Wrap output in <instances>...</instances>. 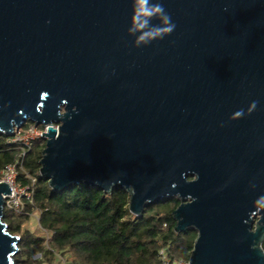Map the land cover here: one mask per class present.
<instances>
[{
  "label": "water",
  "instance_id": "95a60500",
  "mask_svg": "<svg viewBox=\"0 0 264 264\" xmlns=\"http://www.w3.org/2000/svg\"><path fill=\"white\" fill-rule=\"evenodd\" d=\"M136 3L0 0V133L48 125L55 192L122 189L135 216L177 197L189 264H264V0H149L163 13L133 20ZM8 194L0 264L19 250Z\"/></svg>",
  "mask_w": 264,
  "mask_h": 264
},
{
  "label": "trees",
  "instance_id": "16d2710c",
  "mask_svg": "<svg viewBox=\"0 0 264 264\" xmlns=\"http://www.w3.org/2000/svg\"><path fill=\"white\" fill-rule=\"evenodd\" d=\"M10 137L0 133V173L18 159L16 180L31 193L20 213L4 207L8 231L20 238L15 264H158L162 246L173 258H189L196 234L174 231L178 200L147 206L135 216L122 189L109 193L80 183L55 192L38 173L44 140L18 156ZM34 212L38 221L31 229Z\"/></svg>",
  "mask_w": 264,
  "mask_h": 264
},
{
  "label": "built area",
  "instance_id": "2783aa9c",
  "mask_svg": "<svg viewBox=\"0 0 264 264\" xmlns=\"http://www.w3.org/2000/svg\"><path fill=\"white\" fill-rule=\"evenodd\" d=\"M57 128V124L53 125ZM48 125H34L29 123L27 126L20 127L17 131L14 130L10 139L7 141L10 145H14L18 151V156H24L31 148L36 140L43 139L41 132L45 133ZM17 164L18 159L14 162L6 164L0 173V182H5L10 188V194L4 197V207L20 213L23 210L22 200L31 198V193L28 188L17 182ZM168 247L162 246L158 249V264H189L188 259L173 258Z\"/></svg>",
  "mask_w": 264,
  "mask_h": 264
},
{
  "label": "clouds",
  "instance_id": "9594fccd",
  "mask_svg": "<svg viewBox=\"0 0 264 264\" xmlns=\"http://www.w3.org/2000/svg\"><path fill=\"white\" fill-rule=\"evenodd\" d=\"M155 13H163V8L161 5L150 4L149 0H137V3L135 5V15L132 17V19L135 20L136 15L147 17V16H152ZM164 21H165V23L169 22V18L166 15L164 16ZM137 27H143V23L137 25ZM173 28H174V25L168 23V27L163 29V31L164 32H170V31H172ZM158 34H159L158 31H152V32L144 33L138 39L143 40L146 37L150 38V37H154ZM254 107H255V102H253L252 105H250L249 111H251L252 108H254ZM239 115H240L239 112L234 114L235 117H239Z\"/></svg>",
  "mask_w": 264,
  "mask_h": 264
},
{
  "label": "rangeland",
  "instance_id": "374dc122",
  "mask_svg": "<svg viewBox=\"0 0 264 264\" xmlns=\"http://www.w3.org/2000/svg\"><path fill=\"white\" fill-rule=\"evenodd\" d=\"M29 123H30V121H27L26 124H24V125L27 126ZM41 140H44V139H41ZM44 142H45V140H44ZM36 215H37V213L34 212V214H33V218H32V220H30V225H29V226L31 227V229L35 228V225H36V223H37V221H38ZM37 257H38V255H34V256H33V258H37Z\"/></svg>",
  "mask_w": 264,
  "mask_h": 264
},
{
  "label": "flooded vegetation",
  "instance_id": "af4514ba",
  "mask_svg": "<svg viewBox=\"0 0 264 264\" xmlns=\"http://www.w3.org/2000/svg\"><path fill=\"white\" fill-rule=\"evenodd\" d=\"M189 179H191V177H189ZM178 200V198L177 197H172V198H170L169 200ZM178 202H179V200H178ZM259 218V215H258V213H256L255 215H254V224H253V227H255V223H256V221H257V219ZM264 241V240H263ZM263 243V242H262ZM261 243V244H262Z\"/></svg>",
  "mask_w": 264,
  "mask_h": 264
}]
</instances>
